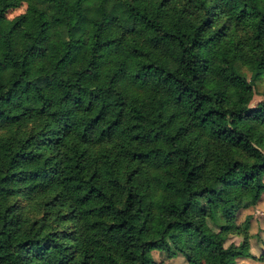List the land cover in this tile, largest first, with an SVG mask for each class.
<instances>
[{"label":"trees","instance_id":"16d2710c","mask_svg":"<svg viewBox=\"0 0 264 264\" xmlns=\"http://www.w3.org/2000/svg\"><path fill=\"white\" fill-rule=\"evenodd\" d=\"M5 66L0 264L264 260V0H0Z\"/></svg>","mask_w":264,"mask_h":264},{"label":"rangeland","instance_id":"374dc122","mask_svg":"<svg viewBox=\"0 0 264 264\" xmlns=\"http://www.w3.org/2000/svg\"><path fill=\"white\" fill-rule=\"evenodd\" d=\"M67 2L69 4H72L73 0H67ZM24 11H25V5H23L22 7H20L17 10L9 11L7 16L9 19H12V18L24 13ZM21 42H22L21 36H17L14 39V43L16 46H19L21 44ZM9 76H10L9 66H5V67L0 69V81L2 83H6ZM247 78H249L248 75H247ZM258 103H264V78L260 79L254 85V96H253V99L251 102V106H255ZM247 209L250 210V212H252L251 215H246V212L248 211ZM23 214L25 215V217L27 219H29L31 221L34 218L40 217L41 211L39 210V208H37V206H31V207L28 206L25 209H23ZM248 216H250V217H248ZM252 217H254V219L259 224V226L261 228H263V229H258L257 233L264 232V193L262 195L260 202L257 203V205L255 207H249V208L247 207V208L240 209V211L237 213L236 225H240V224L243 225V224H247V223L249 224ZM243 227L246 228L245 226H243ZM236 238H237V236L234 234L227 236L226 237V239H227L226 245L230 244L231 242H233V243L236 242L235 241ZM261 255H264V253L261 252ZM151 256L157 264H187L186 261L184 260V258L180 255H176L174 257H169L168 254L165 252L153 251V252H151Z\"/></svg>","mask_w":264,"mask_h":264},{"label":"crops","instance_id":"0c3cea01","mask_svg":"<svg viewBox=\"0 0 264 264\" xmlns=\"http://www.w3.org/2000/svg\"><path fill=\"white\" fill-rule=\"evenodd\" d=\"M248 210V209H247ZM252 212L248 210L246 212V215H251ZM250 217V216H248ZM246 222V221H245ZM241 227L245 226L249 233V252L250 254L255 257L259 258L261 256V252L264 253V232L257 233L258 229H263L259 226V224L256 222L254 217H252L250 223L248 224H240ZM244 228V227H243ZM236 242L234 244L238 245V243L241 241V238L237 237ZM233 243V242H231ZM236 264H264L263 261H254L249 258H241L236 260Z\"/></svg>","mask_w":264,"mask_h":264}]
</instances>
